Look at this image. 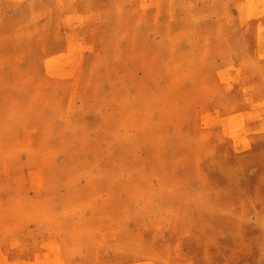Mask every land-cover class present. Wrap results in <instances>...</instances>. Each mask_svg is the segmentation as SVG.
<instances>
[{
  "label": "rangeland",
  "instance_id": "1",
  "mask_svg": "<svg viewBox=\"0 0 264 264\" xmlns=\"http://www.w3.org/2000/svg\"><path fill=\"white\" fill-rule=\"evenodd\" d=\"M0 264H264V0H0Z\"/></svg>",
  "mask_w": 264,
  "mask_h": 264
}]
</instances>
